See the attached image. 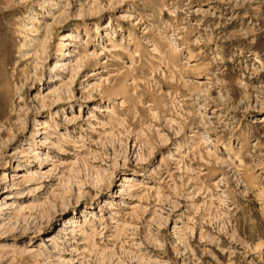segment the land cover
<instances>
[{"label":"rangeland","instance_id":"1","mask_svg":"<svg viewBox=\"0 0 264 264\" xmlns=\"http://www.w3.org/2000/svg\"><path fill=\"white\" fill-rule=\"evenodd\" d=\"M0 41V264H264V0H0Z\"/></svg>","mask_w":264,"mask_h":264},{"label":"bare ground","instance_id":"2","mask_svg":"<svg viewBox=\"0 0 264 264\" xmlns=\"http://www.w3.org/2000/svg\"><path fill=\"white\" fill-rule=\"evenodd\" d=\"M3 16V15H2ZM24 27V26H23ZM5 28V27H4ZM10 29V28H9ZM5 30V29H4ZM10 31V30H9ZM4 32V31H3ZM5 33V32H4ZM10 34V33H9ZM6 35V34H5ZM7 36V35H6ZM9 36V35H8ZM6 38V37H5ZM12 41V40H11ZM7 42V41H6ZM168 47H173V43L169 40ZM11 44V43H10ZM119 46L116 44H113V49H118ZM156 52L159 53V50L157 49ZM12 50L7 45V43L4 45L0 41V119L3 118L7 114V110L10 106H12L14 101V89H15V81L13 79V75L8 71L7 67L13 63L12 59ZM14 57V56H13ZM61 116V114H59ZM64 117V116H63ZM44 155V154H43ZM46 159V158H45ZM48 159V158H47ZM128 181H133V185H139L134 184L135 181L132 180L130 177H128ZM131 185V184H130ZM132 186V185H131ZM132 188H135L132 186ZM131 189V187H130ZM109 201V200H108ZM110 210H112L113 213H115V210H117V203H115L114 200L109 201L106 203ZM119 210V209H118ZM117 215V212L115 213ZM104 219V218H103ZM111 220H115V218H112ZM102 221V219H101ZM82 224H80V220L76 217H74L70 222L68 223V227L65 228V237L67 239H74L77 235L78 229ZM91 226V225H90ZM97 234V230L94 227H91V233H85V236L88 238H94Z\"/></svg>","mask_w":264,"mask_h":264}]
</instances>
